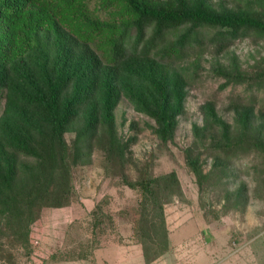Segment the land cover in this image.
<instances>
[{"label":"trees","instance_id":"trees-1","mask_svg":"<svg viewBox=\"0 0 264 264\" xmlns=\"http://www.w3.org/2000/svg\"><path fill=\"white\" fill-rule=\"evenodd\" d=\"M258 1L263 8L264 0ZM88 4L0 0V214L11 219L18 213L24 238L44 208L70 201L72 171L88 141L105 136L108 160L125 162L130 145L119 137L115 117L122 99L154 120L155 134L168 143L186 110L189 68L180 61L188 50L197 48L199 56L210 30L217 31L211 45L220 44L221 50L246 31L264 33V16L218 11L210 0H102L103 9L120 7L110 21L90 17ZM219 73L229 82L249 81L240 72L232 79L224 67ZM234 113L230 124L214 104L203 106L204 130L217 134L213 146L221 153L214 168L225 169L221 181L229 185L243 154L264 158V111L242 105ZM69 132L76 133L72 147L65 137ZM192 152L188 164L201 185L203 171ZM142 188L157 214L150 222L159 225L165 243L155 257L144 244L150 264L169 246L164 204L181 195V187L170 174ZM246 192L242 185L236 197Z\"/></svg>","mask_w":264,"mask_h":264},{"label":"rangeland","instance_id":"rangeland-1","mask_svg":"<svg viewBox=\"0 0 264 264\" xmlns=\"http://www.w3.org/2000/svg\"><path fill=\"white\" fill-rule=\"evenodd\" d=\"M101 2L87 0L90 17L110 21L112 13H119L120 7L103 9ZM210 3L218 11L248 10L264 16L258 0ZM216 33H206L199 56L197 48L189 49L180 61L189 68V85L186 110L179 117L174 139L162 142L155 134V121L122 99L115 117L119 137L130 145L125 162L108 160L105 136L91 144L88 141L81 163L72 171L67 205L44 208L30 225L27 238L18 213L11 219L0 214V264H79L82 260L92 264L94 253L106 248H117L121 254L129 250V256L118 255V260L132 255L137 264L144 256V244L155 257L165 243L159 225L150 222L157 214L148 206L142 187L148 180L170 174L177 176L181 195L164 204L169 246L152 263L180 264L203 253L211 256L210 264H242L243 252L264 255V158L243 154L236 162L233 185L221 181L225 169L214 168L215 157L221 155L213 146L217 134L210 128L204 130L203 114V106L212 103L226 122L234 124V111L242 105L264 111V33L246 31L224 50L220 44L211 45ZM196 58L198 62L191 65ZM220 67L229 69L232 79L240 72L249 81L229 82L220 76ZM65 137L72 147L76 133ZM190 149L203 171L201 185L188 164ZM242 185L247 187V196L236 197Z\"/></svg>","mask_w":264,"mask_h":264},{"label":"crops","instance_id":"crops-1","mask_svg":"<svg viewBox=\"0 0 264 264\" xmlns=\"http://www.w3.org/2000/svg\"><path fill=\"white\" fill-rule=\"evenodd\" d=\"M182 234H178L177 237L181 236ZM123 254H126L127 256H129V254H131V252L129 253V250L126 252H122L117 253V248H106V249H102V250H98L97 252L94 253V256L92 257V260H94V263L92 264H136L135 263V258H131L129 259L128 257L126 258V260H118V255L119 257ZM251 254V255H250ZM250 254L247 252H243V258H242V264H264V255H253L252 252H250ZM253 255V256H252ZM140 262H138L137 264H147L145 261L144 256L141 254V259L139 260ZM252 261H254L253 263H251ZM212 262V258L211 256H209L208 254H201L198 257H195V259L191 260V261H186V262H182L180 264H210ZM89 262L82 260L79 264H88ZM155 264V263H152Z\"/></svg>","mask_w":264,"mask_h":264}]
</instances>
